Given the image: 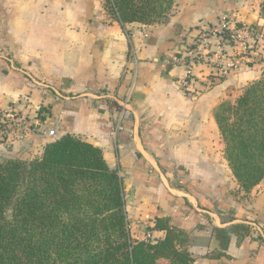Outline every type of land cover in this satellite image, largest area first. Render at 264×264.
I'll list each match as a JSON object with an SVG mask.
<instances>
[{"label": "crops", "instance_id": "1", "mask_svg": "<svg viewBox=\"0 0 264 264\" xmlns=\"http://www.w3.org/2000/svg\"><path fill=\"white\" fill-rule=\"evenodd\" d=\"M263 3L174 0L164 21L122 25L104 0H0L8 52L0 59L14 64L0 78V110L22 120L0 141V161L34 159L71 134L117 170L132 238L164 237L147 228L162 217L183 232L191 264H264V178L239 190L213 118L219 103L264 77ZM223 16L229 28L248 25L263 37L225 39L228 74L210 77L197 63L182 87L186 72L174 58Z\"/></svg>", "mask_w": 264, "mask_h": 264}, {"label": "trees", "instance_id": "2", "mask_svg": "<svg viewBox=\"0 0 264 264\" xmlns=\"http://www.w3.org/2000/svg\"><path fill=\"white\" fill-rule=\"evenodd\" d=\"M174 0H104L122 25L167 19ZM264 17V3L261 6ZM224 157L239 190L264 178V77L213 112ZM149 230L164 237L130 236L122 180L99 147L64 134L31 160L0 161V264H191L182 231L156 217Z\"/></svg>", "mask_w": 264, "mask_h": 264}, {"label": "built area", "instance_id": "3", "mask_svg": "<svg viewBox=\"0 0 264 264\" xmlns=\"http://www.w3.org/2000/svg\"><path fill=\"white\" fill-rule=\"evenodd\" d=\"M230 21L225 17H221L219 21L212 27L202 31L195 39L192 46L179 58L174 61L184 66L186 75L181 81V86L188 88L192 85L194 76L192 67L197 63L207 64L210 68L208 76L219 77L228 74L230 64L222 65L223 53L221 44L225 39L241 41L242 45L246 44L248 39L262 38L263 35L250 28L248 25H241L239 28H229ZM211 38H214L215 43ZM214 44V48L212 45ZM209 80V79H208ZM211 82V80H209ZM48 135L52 138L56 137L53 129L48 131ZM149 237V234H147Z\"/></svg>", "mask_w": 264, "mask_h": 264}, {"label": "rangeland", "instance_id": "4", "mask_svg": "<svg viewBox=\"0 0 264 264\" xmlns=\"http://www.w3.org/2000/svg\"><path fill=\"white\" fill-rule=\"evenodd\" d=\"M0 55L7 57L8 52L5 48L0 49ZM14 64L8 63L5 59H0V78L8 75L9 71L12 70L11 66ZM16 66V65H15ZM12 74V73H11ZM23 97V96H22ZM21 112H19L20 114ZM21 121L17 119L14 112L0 110V141L4 142L6 139L7 133L11 132L12 129H20L22 127ZM244 198V197H243Z\"/></svg>", "mask_w": 264, "mask_h": 264}]
</instances>
